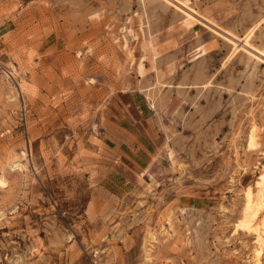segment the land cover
<instances>
[{"label":"rangeland","instance_id":"1","mask_svg":"<svg viewBox=\"0 0 264 264\" xmlns=\"http://www.w3.org/2000/svg\"><path fill=\"white\" fill-rule=\"evenodd\" d=\"M176 2L264 50V0ZM232 52L166 0H0V264H254L264 58Z\"/></svg>","mask_w":264,"mask_h":264},{"label":"bare ground","instance_id":"2","mask_svg":"<svg viewBox=\"0 0 264 264\" xmlns=\"http://www.w3.org/2000/svg\"><path fill=\"white\" fill-rule=\"evenodd\" d=\"M166 1L169 4L174 5L183 14L186 21H189L190 23H195V22L200 23V24L204 25L207 29H210L214 34L219 35L224 40H226L228 43H230L232 45V48H233V52H232L233 55H235V53H237L239 51H244L247 55L252 56L253 58L255 57L256 60L257 59L260 60V59L264 58V50L256 49L255 47H253L249 44L251 34H247L243 39L236 37L234 34H232L230 32H227V33L224 32L225 35H222L218 31L213 29V28H216V26H215V24H213V22H211V20L201 16L194 9L186 6L185 4H182L181 2L180 3L176 2V0H166ZM187 24H189V23L187 22L186 25ZM211 27H213V28H211ZM137 68H138L139 72H141L143 70L141 63L139 64V66ZM143 71L145 72V70H143ZM257 129H259V128H257L254 124H252V126H250V128H249L248 148H250V149H254L256 147ZM18 162H17V164H15L13 162L14 163L13 167L15 169L16 168L17 169L24 168V166L21 164H18ZM0 184L4 186V182L2 180H0ZM252 237L254 239V243H253V247H252L251 258H252L254 264H260L261 259L264 258V233L254 231ZM262 260H264V259H262Z\"/></svg>","mask_w":264,"mask_h":264}]
</instances>
